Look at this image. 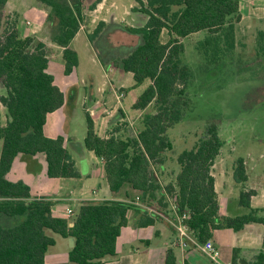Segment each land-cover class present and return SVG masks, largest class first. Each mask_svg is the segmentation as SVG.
<instances>
[{
    "label": "trees",
    "instance_id": "16d2710c",
    "mask_svg": "<svg viewBox=\"0 0 264 264\" xmlns=\"http://www.w3.org/2000/svg\"><path fill=\"white\" fill-rule=\"evenodd\" d=\"M7 1L0 0V13ZM36 1L47 9L48 39L62 47L63 72L69 75L78 65L71 41L83 20V10H93L101 0ZM135 1L139 5L132 10L144 13L146 20L139 26L122 25L121 28L138 35L140 42L116 57L115 63L132 74L134 87L146 80L150 82L132 107L144 110L151 105L152 110L138 119L134 135L128 129L125 136L106 138L97 135L93 120L86 113L83 145L102 159L112 192L128 184L137 192L141 203L150 206L154 201L167 216L175 218L187 212L183 224L198 243L211 239L217 229L238 232L247 224H261L260 249L247 264H264V208L251 207L254 191H240L241 213L219 215L211 174L224 144L217 124H207L193 146L177 154L179 170L171 182L163 186L155 170L163 166L165 152L172 149L168 129L183 118L189 103L188 87L193 70L183 59V39L204 32L195 49L206 63L217 64L235 46V27L241 18L239 0ZM104 25L103 21L99 22L88 34L90 42L101 35ZM163 33L166 34L164 41ZM257 38L256 55L263 56L264 32L260 31ZM48 55L43 41L20 35L7 21L0 25V88L3 90L0 102L7 116L5 124L0 125V217H24L12 227H3L0 223V264H49L45 254L55 239L47 230L64 238L73 237V246L68 251L69 264H102L105 258L116 255V239L128 222L130 209L139 211L136 224L141 227L153 225L160 218V211L149 212L130 201L106 199L81 203L73 217L56 216L51 211V200L33 198L27 184L7 178L19 154L37 153L45 156L48 177L79 176L63 146V137L51 138L44 134L47 115L59 109L65 100L48 71ZM233 176L237 183L247 180L242 159H238ZM171 205L174 210H167ZM239 258L240 249L233 248L231 264H241ZM163 264H177L171 248L167 249Z\"/></svg>",
    "mask_w": 264,
    "mask_h": 264
},
{
    "label": "rangeland",
    "instance_id": "374dc122",
    "mask_svg": "<svg viewBox=\"0 0 264 264\" xmlns=\"http://www.w3.org/2000/svg\"><path fill=\"white\" fill-rule=\"evenodd\" d=\"M143 1L146 2V0ZM259 1L240 0V5L243 7L241 10L243 20L237 26L238 33L235 35L238 36H235V46L232 52L227 53L217 64L206 63L195 49V44L204 37V32L191 34L183 39V59L193 70L192 81L188 87L189 103L183 118L167 131L172 142V149L165 152V162L169 168L174 165L178 153L191 148L203 135L207 124H217L224 144L214 160L212 169L221 181V186L225 183L223 194L230 199V204L238 200L243 188L257 190L264 186V177H262L264 173V54L256 55L257 34L253 32L247 35L245 32L247 29L248 31L264 30V5L260 7ZM111 2H115V6H109ZM105 5L106 7L100 8L101 14L98 11L83 10L86 34L82 32L74 44L79 56V65L71 76H64L70 88L79 91L70 103L71 106L69 105L70 107L73 105L77 111L74 113L70 110L71 117L68 118L69 122L66 120L64 123V129L69 126L78 136L86 132V121L81 106L83 97L80 93L85 73L93 71L97 74L100 61L103 66H106L107 73L117 77L119 67L115 63L116 57L140 42L138 35L124 31L121 26H139L143 22V17L144 19L146 17L140 11L133 13L131 10V6L135 9L139 5L135 0H105ZM126 10L129 11L128 14ZM246 11L247 14H245ZM46 13L47 9L36 0H8L0 13V25L7 21V24L18 29L22 36L34 35L36 39L38 36L47 39L50 26L46 22ZM132 16H134L133 20L129 18ZM101 21L105 23L102 30L100 29L101 35L90 42L88 34ZM242 33L246 36L243 37ZM162 40H166L165 33L162 35ZM53 49L49 50L48 56L55 66L61 68L62 74L63 60L61 56L59 57V52ZM54 71L58 74L56 67ZM122 75L121 83L126 87L119 88L117 91L125 93L134 81L130 73L122 71ZM102 80L100 77L98 84H101ZM57 81H59L58 77ZM148 84L149 81L146 80L129 89L127 97L123 100L128 116L134 117L136 112L131 107V99L135 94L142 92ZM0 92L3 93L1 88ZM83 94L85 96L90 94L87 86H84ZM148 110L151 112V105L148 106ZM132 121L133 131H128ZM137 122L138 120L131 118L130 121L125 120L120 125L113 126V129L122 127L124 136L128 132L134 135ZM238 159H242L244 166L245 162L247 164L246 171L250 177L248 185H245L247 181L237 183L234 180L233 173ZM253 164L257 165L253 166ZM257 168L260 176H257L254 170ZM261 169H263L262 172H260ZM164 183H167L166 179ZM125 186L129 185L125 184ZM250 186L252 188H249ZM157 206L160 205L157 203ZM22 219H24L23 216L2 215L0 223L3 227H12ZM47 234L53 236L55 233L47 230Z\"/></svg>",
    "mask_w": 264,
    "mask_h": 264
},
{
    "label": "crops",
    "instance_id": "0c3cea01",
    "mask_svg": "<svg viewBox=\"0 0 264 264\" xmlns=\"http://www.w3.org/2000/svg\"><path fill=\"white\" fill-rule=\"evenodd\" d=\"M258 5L260 7L261 5H264V0H260ZM102 6L106 7L105 0H101L91 11H98L99 14H101L100 8H102ZM109 6H115V2H111ZM131 7L132 10L133 6ZM242 9L243 7L240 5L239 12L241 14V18L235 27L236 34L238 33L237 26H239L240 22L243 20V14L241 13ZM132 11L134 13L136 10ZM126 12L127 14L129 13L128 10H126ZM245 14H247V11ZM133 17L134 16L129 18L133 20ZM101 19L104 20L103 17H101ZM90 20L92 19H89V21ZM145 20L146 17L145 19L143 17L142 24ZM84 21L85 20H82L80 22L79 29L71 41V46L76 52L77 49L74 44L77 38L82 32L84 35L86 34V31H84L86 27ZM260 31L264 32V30L256 31V29H253V31H248L247 29L245 32L247 35L255 32L258 36ZM87 32L89 31L87 30ZM246 34L242 33V36L244 37ZM37 39L45 43L47 49L49 48L48 51L51 48H54L53 50L57 53L59 52V57L61 56L62 58V47L52 43L48 38L46 39V37L42 38L38 36ZM55 67L58 74L54 71ZM105 67L106 66H103L99 61L97 67L99 71H97V74L93 71L85 73L83 77L82 90L80 89V93H82L83 97L81 101L82 110L84 112V116L86 113L89 114L93 120L95 131L101 138H106L110 135L123 136L122 127H119L116 131L117 128L113 129V126L120 125L121 122H124L125 120L130 121L131 118L138 120L144 112H148L149 110L148 107L144 110L134 108L136 111L134 117L133 115L128 116L125 111L123 100L127 97L129 89L134 88V86H129L125 93L118 92L117 90L119 88L126 87L121 83L123 70L119 68L117 77H114L105 71ZM75 70L76 68L71 74L65 75L62 63L61 74V68L59 66H55L53 60L49 58L48 71L53 74L55 83L63 91L65 100L59 109L47 115L44 125V134L51 138H55L59 135L63 137V146L73 159L79 176L70 178L48 177L46 175V160L43 153H37L32 156L19 154L14 159L12 166L7 173V178L9 180L22 181L27 184L30 188L31 197L51 200L53 202L51 206L53 215L63 217H66L65 212L67 208H71L76 211L77 207L85 201L113 199L125 200L133 203V200L135 201L137 197V192L130 186L124 185L119 191L112 192L109 189V185L105 177L102 159L97 157L92 151L87 150L83 145V139L86 132L85 134L78 136L71 127L68 126V128L64 129V123L71 117L70 113H76L77 111L73 105L70 107V103L79 93V91L75 88H70V84L67 83V79L64 76H71ZM57 77L59 78V81H57ZM100 77H102L103 80L101 84H98ZM85 81L87 83H84ZM84 86L88 87L90 91L89 95L85 96L83 94ZM1 94L2 93L0 92V95ZM118 94H122V96L118 97ZM139 94H135L131 99V107ZM6 119L7 116L5 107L0 102V125H4ZM110 122H113V124H110ZM130 124V129L133 131V121L130 122ZM256 165L257 164H253V166ZM213 166L214 164L211 167V174L214 177V190L217 194L219 215H235L236 213H241L242 209L238 205V200H235L234 204H230V199L223 194L225 183L221 186V181L213 172ZM246 166L247 164L245 162V169L247 170ZM257 169L254 170L257 172V176H260L258 174L259 169ZM155 170L160 183L165 186L174 179L179 170V166L175 161L174 165L168 168V165L165 162L163 166L157 167ZM262 171L263 169L260 170V172ZM246 173L247 182H245V185H248L250 177L247 171ZM262 177H264V173L262 174ZM165 179L167 183H164ZM249 188L252 187L250 186ZM242 190H248V188L246 187ZM253 191L254 194L250 198L251 207L264 208V186ZM155 203L156 202L153 201L150 206L144 205L141 202L134 203L141 208H146L149 212H156L157 210L160 211V218L153 225L141 227L136 224L139 211L130 209L127 212L128 222L126 226L121 228L120 234L116 239V255L114 257L105 258L102 264H163L167 249L169 248L174 251L177 264H218L211 261L197 246L190 243L180 242L178 232L171 222L173 217L167 216L161 212L159 209L161 206H157V203ZM166 209H171V206H168ZM53 237L55 239V244L48 248L45 254V261L49 264H69L68 251L71 248L69 246V237L64 238L58 234H54ZM262 237L263 226L261 224L250 223L245 225V227L238 232H235L230 228L214 230L211 240L213 241L215 248L219 251L220 264L231 262L233 248L240 249L239 260L241 259L245 261V264H247L253 259L255 254L260 249Z\"/></svg>",
    "mask_w": 264,
    "mask_h": 264
},
{
    "label": "built area",
    "instance_id": "2783aa9c",
    "mask_svg": "<svg viewBox=\"0 0 264 264\" xmlns=\"http://www.w3.org/2000/svg\"><path fill=\"white\" fill-rule=\"evenodd\" d=\"M122 94H118V97H121ZM139 202V198L136 197L133 203ZM171 209L174 210V206L171 205ZM76 211L71 208H67L65 215L66 217H73ZM188 213L184 212L182 215H176L175 218L171 219L173 226L178 232L180 242L190 243L197 246L211 261L220 264L219 262V251L215 248L213 241L211 239L206 240L204 243H198L196 239L189 232L187 226L183 224V220L187 218ZM224 264H231V262H226Z\"/></svg>",
    "mask_w": 264,
    "mask_h": 264
},
{
    "label": "water",
    "instance_id": "95a60500",
    "mask_svg": "<svg viewBox=\"0 0 264 264\" xmlns=\"http://www.w3.org/2000/svg\"><path fill=\"white\" fill-rule=\"evenodd\" d=\"M70 225H72V223H70ZM73 243H74L73 242V237H69V246L72 247ZM239 262L242 263V264H245V261H243L241 259L239 260Z\"/></svg>",
    "mask_w": 264,
    "mask_h": 264
}]
</instances>
